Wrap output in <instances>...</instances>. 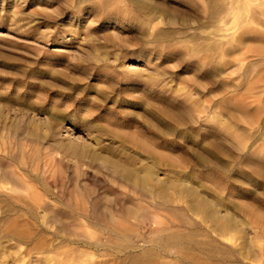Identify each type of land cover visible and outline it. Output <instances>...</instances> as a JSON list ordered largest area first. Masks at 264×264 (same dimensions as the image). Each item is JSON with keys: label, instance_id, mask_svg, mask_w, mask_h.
Returning a JSON list of instances; mask_svg holds the SVG:
<instances>
[{"label": "rangeland", "instance_id": "1", "mask_svg": "<svg viewBox=\"0 0 264 264\" xmlns=\"http://www.w3.org/2000/svg\"><path fill=\"white\" fill-rule=\"evenodd\" d=\"M261 1L0 0V264H264Z\"/></svg>", "mask_w": 264, "mask_h": 264}, {"label": "bare ground", "instance_id": "2", "mask_svg": "<svg viewBox=\"0 0 264 264\" xmlns=\"http://www.w3.org/2000/svg\"><path fill=\"white\" fill-rule=\"evenodd\" d=\"M259 2V1H258ZM262 2V1H261ZM262 3H264V2H262ZM243 5V4H242ZM239 6V5H238ZM237 6V7H238ZM248 6V5H247ZM250 8V7H249ZM217 9H219V8H217ZM244 9V8H243ZM248 9V8H247ZM262 9V8H261ZM221 10V9H220ZM262 11H264V9H262ZM216 12V11H215ZM254 123V122H253ZM256 140V139H255ZM140 179V178H139ZM146 181V180H145ZM143 183V182H142ZM136 188V187H135ZM140 191V190H139ZM134 192V191H133ZM141 198V197H140ZM143 198V197H142ZM153 199V198H152ZM147 200V199H146ZM146 202V201H145ZM167 228V227H166ZM204 233V232H203ZM176 234V233H175ZM179 234V233H178ZM176 236H177V234H176ZM175 236V237H176ZM171 244V243H170ZM145 245V244H144ZM143 249H144V247H142ZM169 249V248H168ZM198 259V258H197ZM196 260V259H195ZM200 262H201V260H200Z\"/></svg>", "mask_w": 264, "mask_h": 264}]
</instances>
